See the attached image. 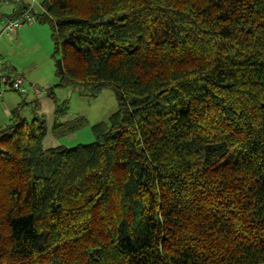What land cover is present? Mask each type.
<instances>
[{"label": "trees", "instance_id": "16d2710c", "mask_svg": "<svg viewBox=\"0 0 264 264\" xmlns=\"http://www.w3.org/2000/svg\"><path fill=\"white\" fill-rule=\"evenodd\" d=\"M40 6L57 85L110 88L117 109L48 148L44 119L11 109L0 264H263L264 0Z\"/></svg>", "mask_w": 264, "mask_h": 264}, {"label": "rangeland", "instance_id": "374dc122", "mask_svg": "<svg viewBox=\"0 0 264 264\" xmlns=\"http://www.w3.org/2000/svg\"><path fill=\"white\" fill-rule=\"evenodd\" d=\"M21 1L31 7L35 17L42 13L39 3L41 0ZM3 5L1 4V7ZM17 31L18 33L12 32V40L7 36L0 38V57L11 70L16 69L23 74L29 85V92L26 96L13 91L7 92L14 96L16 102L23 99L26 101L21 110L24 117L31 119L38 116L44 119L47 132L43 138V147H74L94 141L92 126L107 122L109 116L117 109L113 90L102 88L89 94L76 87L58 86L48 23L34 18L31 23L22 25ZM36 88L39 89L38 92H34ZM0 112V126H3L9 121V117L3 114L1 107ZM74 120H84L85 123L66 134L54 132L53 125L56 121Z\"/></svg>", "mask_w": 264, "mask_h": 264}, {"label": "built area", "instance_id": "2783aa9c", "mask_svg": "<svg viewBox=\"0 0 264 264\" xmlns=\"http://www.w3.org/2000/svg\"><path fill=\"white\" fill-rule=\"evenodd\" d=\"M8 2V0H5L1 4L6 5ZM33 20L34 16L30 9L24 10L17 18L8 20L3 27V31L10 35L21 28L22 25L31 23ZM6 91H13L19 95L26 96L29 92V85L22 74L7 71L0 60V99ZM34 91L38 92L39 89L36 88Z\"/></svg>", "mask_w": 264, "mask_h": 264}, {"label": "crops", "instance_id": "0c3cea01", "mask_svg": "<svg viewBox=\"0 0 264 264\" xmlns=\"http://www.w3.org/2000/svg\"><path fill=\"white\" fill-rule=\"evenodd\" d=\"M20 1V2H19ZM40 3V2H39ZM26 6V4H24L21 0H10L6 5H3L0 8V38H2L3 36H7L9 37V39L12 40V35H7L4 31H3V27L6 24V22L10 19H13L12 15H14L22 6ZM30 5V4H29ZM31 6V5H30ZM41 7V6H40ZM27 9H31V7H27ZM42 9V7H41ZM15 33H18V31H16ZM22 33V32H21ZM20 33V34H21ZM19 36V35H18ZM0 60L2 61L3 66L6 68L7 71L9 72H17L19 74H22L20 71L16 70V69H12L10 67H8V64L2 60V58L0 57ZM23 75V74H22ZM9 92V91H8ZM7 91L3 94L2 98L0 99V107L3 108L5 115H8V117H10V111L13 107L17 106L19 103H21L22 101H25L24 99L21 102H16L14 96L11 95V93H8ZM35 92V91H34ZM6 98V99H5ZM5 99V100H4ZM14 100V101H13ZM33 100V99H32ZM34 101V100H33ZM26 102V101H25ZM1 114V112H0ZM264 264V263H263Z\"/></svg>", "mask_w": 264, "mask_h": 264}]
</instances>
